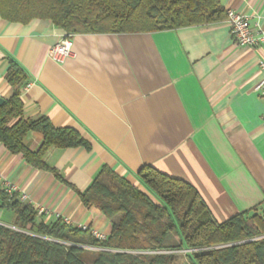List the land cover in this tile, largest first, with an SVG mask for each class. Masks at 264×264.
I'll return each instance as SVG.
<instances>
[{
    "label": "crops",
    "instance_id": "obj_1",
    "mask_svg": "<svg viewBox=\"0 0 264 264\" xmlns=\"http://www.w3.org/2000/svg\"><path fill=\"white\" fill-rule=\"evenodd\" d=\"M219 2L264 28V0ZM64 35L47 19L22 23L0 15V97L13 93L5 73L14 59L29 76L20 93L24 117L44 116L89 144L46 151L44 161L59 178L0 142V175L25 194L21 201L107 235L109 221L83 205L80 193L103 165L135 185L147 165L195 188L217 222L264 205L263 101L254 89L264 46L237 45L221 20L70 34L74 56L59 64L47 51ZM41 141L36 131L23 140L31 150ZM12 222L11 210L0 207V223Z\"/></svg>",
    "mask_w": 264,
    "mask_h": 264
},
{
    "label": "trees",
    "instance_id": "obj_2",
    "mask_svg": "<svg viewBox=\"0 0 264 264\" xmlns=\"http://www.w3.org/2000/svg\"><path fill=\"white\" fill-rule=\"evenodd\" d=\"M0 15L22 23L47 19L67 34L148 32L226 19L219 0H0ZM5 79L13 93L0 105V142L31 166L60 178L46 165V151L89 148L88 142L44 116L24 117L20 93L29 76L14 59ZM31 131L42 135L35 150L23 142ZM136 177L138 185L103 165L80 193L83 205L99 209L109 221L104 240L59 218H40L17 192L0 190V207L13 215L12 225L0 223V264H264L259 206L217 222L183 180L147 165Z\"/></svg>",
    "mask_w": 264,
    "mask_h": 264
},
{
    "label": "built area",
    "instance_id": "obj_3",
    "mask_svg": "<svg viewBox=\"0 0 264 264\" xmlns=\"http://www.w3.org/2000/svg\"><path fill=\"white\" fill-rule=\"evenodd\" d=\"M226 19L225 21L229 25V31L233 37L235 43L239 46H264V28L258 27L253 28L249 17L245 14H242L235 9L228 8L225 10ZM72 39L70 34L64 35L57 43L49 47L47 55L50 59L56 63L63 64L65 60L69 57L74 56L72 50ZM259 68L262 71L263 75L260 80L255 85V91L258 93L259 97L263 101V114L261 117V124L264 127V59H260L258 62ZM0 183L2 184L1 190H4L6 193L11 194L17 192L20 200L25 198V194L19 192L17 188L4 180L0 175ZM37 216L43 219H61L66 224L75 225L80 230H87L94 238L99 240H104L106 235L94 228L89 227L86 224L82 223H73V221L64 215H61L59 212L42 207H35Z\"/></svg>",
    "mask_w": 264,
    "mask_h": 264
},
{
    "label": "rangeland",
    "instance_id": "obj_4",
    "mask_svg": "<svg viewBox=\"0 0 264 264\" xmlns=\"http://www.w3.org/2000/svg\"><path fill=\"white\" fill-rule=\"evenodd\" d=\"M257 211L260 212V213H264V205L258 207V210Z\"/></svg>",
    "mask_w": 264,
    "mask_h": 264
},
{
    "label": "water",
    "instance_id": "obj_5",
    "mask_svg": "<svg viewBox=\"0 0 264 264\" xmlns=\"http://www.w3.org/2000/svg\"><path fill=\"white\" fill-rule=\"evenodd\" d=\"M4 99L0 97V105L3 103Z\"/></svg>",
    "mask_w": 264,
    "mask_h": 264
}]
</instances>
